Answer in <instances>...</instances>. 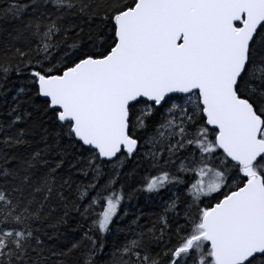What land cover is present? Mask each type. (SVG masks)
Here are the masks:
<instances>
[{"label": "snow or ice", "instance_id": "obj_1", "mask_svg": "<svg viewBox=\"0 0 264 264\" xmlns=\"http://www.w3.org/2000/svg\"><path fill=\"white\" fill-rule=\"evenodd\" d=\"M0 264H264V0H0Z\"/></svg>", "mask_w": 264, "mask_h": 264}, {"label": "trees", "instance_id": "obj_2", "mask_svg": "<svg viewBox=\"0 0 264 264\" xmlns=\"http://www.w3.org/2000/svg\"><path fill=\"white\" fill-rule=\"evenodd\" d=\"M144 201H145V198L143 196H140L138 200L133 201L132 203L137 205V206H139V207H141V208H143ZM145 210H147V209H145Z\"/></svg>", "mask_w": 264, "mask_h": 264}]
</instances>
